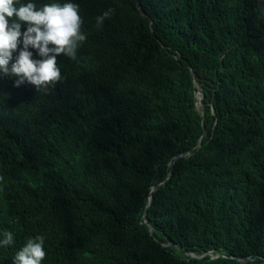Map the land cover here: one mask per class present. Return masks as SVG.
<instances>
[{"label": "trees", "instance_id": "trees-1", "mask_svg": "<svg viewBox=\"0 0 264 264\" xmlns=\"http://www.w3.org/2000/svg\"><path fill=\"white\" fill-rule=\"evenodd\" d=\"M76 2L62 81L0 77V264H264V0Z\"/></svg>", "mask_w": 264, "mask_h": 264}, {"label": "clouds", "instance_id": "clouds-1", "mask_svg": "<svg viewBox=\"0 0 264 264\" xmlns=\"http://www.w3.org/2000/svg\"><path fill=\"white\" fill-rule=\"evenodd\" d=\"M113 10L95 17L102 26ZM76 0H0V77H14V86L27 82L47 92L64 79L60 56L77 58L86 41ZM0 247L15 243L11 230L0 232ZM45 236L30 237L16 251L13 264H42Z\"/></svg>", "mask_w": 264, "mask_h": 264}, {"label": "water", "instance_id": "water-1", "mask_svg": "<svg viewBox=\"0 0 264 264\" xmlns=\"http://www.w3.org/2000/svg\"><path fill=\"white\" fill-rule=\"evenodd\" d=\"M191 72H192V75H193V78H194V71L191 69ZM194 84H195V86H196V88H197V90H196V104H195V107H196V109L198 110V108H197V105H198V103L199 102H201V99H202V97H203V91H202V88H201V86H200V84L197 82V80L196 79H194ZM199 95V96H198ZM199 146V144L196 146V147H198ZM195 147V148H196ZM195 148H193V149H191L188 153H191ZM177 156H175V157H173L172 159H171V161L169 162V164H170V167H172V165H173V162H174V160H175V158H176ZM170 174H171V172L169 173V176H170ZM156 188V185H154V186H152V188H151V191L152 190H154ZM147 204H149L150 203V201H151V195H149L148 197H147ZM148 220H147V213H146V211L144 212V214H143V223L144 224H146L147 225V227H148V229H149V231L151 232V234H153V230H152V228L149 226V224H148V222H147ZM155 237V239L157 240V241H159V239L156 237V236H154ZM159 242H161V245H174V246H178V245H176L175 243H173V241H171V240H166V241H164V242H162V241H159ZM187 254H190L191 256H196L194 253H191V252H189V251H185ZM211 253V252H210ZM219 256V254H213L212 255V258H215V257H218ZM247 257H241V258H239V260H245ZM263 260H264V258H263Z\"/></svg>", "mask_w": 264, "mask_h": 264}, {"label": "rangeland", "instance_id": "rangeland-1", "mask_svg": "<svg viewBox=\"0 0 264 264\" xmlns=\"http://www.w3.org/2000/svg\"><path fill=\"white\" fill-rule=\"evenodd\" d=\"M198 111L203 112V105L202 102H199L197 105Z\"/></svg>", "mask_w": 264, "mask_h": 264}, {"label": "bare ground", "instance_id": "bare-ground-1", "mask_svg": "<svg viewBox=\"0 0 264 264\" xmlns=\"http://www.w3.org/2000/svg\"><path fill=\"white\" fill-rule=\"evenodd\" d=\"M199 96V95H198Z\"/></svg>", "mask_w": 264, "mask_h": 264}]
</instances>
